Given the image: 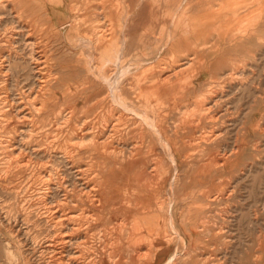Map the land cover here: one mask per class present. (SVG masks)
Segmentation results:
<instances>
[{"label":"bare ground","instance_id":"1","mask_svg":"<svg viewBox=\"0 0 264 264\" xmlns=\"http://www.w3.org/2000/svg\"><path fill=\"white\" fill-rule=\"evenodd\" d=\"M95 1L78 0L61 16L60 0H0V129L9 137L1 140L9 161L0 168V184L8 182L10 198H36L32 207L45 225L38 263L189 264L186 255L202 249L209 252L197 264H235L237 246V264H264V237L236 240L234 230L215 223L210 207L229 196L208 191L206 206L185 210L186 198L177 194L213 184L237 166L242 145L226 143L223 155L211 153L230 127L250 116L230 117L238 106L229 95L246 91L240 78L249 73L245 59L224 55L251 39V29L263 30V12L245 21L238 16L250 0L232 6L228 0H166L159 16L162 0H130L131 9L108 10L100 27L89 24ZM32 15L69 33L73 58L65 79L50 68V36L35 35L36 22L27 20ZM252 95L251 111L263 107L264 93ZM220 124L226 126L212 134ZM205 152L210 155L201 161ZM180 249L187 254L180 256Z\"/></svg>","mask_w":264,"mask_h":264},{"label":"rangeland","instance_id":"2","mask_svg":"<svg viewBox=\"0 0 264 264\" xmlns=\"http://www.w3.org/2000/svg\"><path fill=\"white\" fill-rule=\"evenodd\" d=\"M81 1H84V0H81ZM111 1H113V2H111ZM115 1L116 0H105V1L97 0V1H95V6L97 8L95 6H92L91 9H89V13H92L94 11V13L89 15V18H90L89 24L92 25V23L95 22L94 25L98 24L100 27H102L105 25L103 23L108 18L110 10H115V11H118L119 13H122V12H125L127 9L129 10V8L131 9L130 0H129V3H125V2H128L126 0L125 1L124 0H117L118 2L117 1L116 2L119 3L118 4L119 7L116 5L117 3ZM120 1H121V3H120ZM159 1H161V0H159ZM240 1L241 0H228L227 4H230L232 6L236 2L238 3ZM97 2H98V4H96ZM102 2H103V4H102ZM201 2H202V0H201ZM249 2H250L249 4L247 3L248 7L241 10L240 11L241 13L239 14L238 17L241 20L251 21L250 18L251 17L253 18V16H255V14H257L258 12L261 11V12H263V21H264V0H262V6L260 4V5H257L258 7L256 6L257 0H250ZM112 3H114V4H112ZM161 3H160L161 8L159 7L160 11H159V9L157 10L158 14L160 13L159 16H162L161 14L162 13L164 14L166 12V9H165V11L163 10L165 7L164 3H166V0H162ZM202 3H205V1H203ZM216 3H218V1ZM75 4H78V0H72V2H71V0H60L61 7H58L60 15L61 16L67 15L68 14V7L70 5L73 6ZM104 5L106 6L105 9H104ZM157 5L158 4L155 3L154 7ZM102 6H103V8H101ZM203 6H204V8L208 7L206 4ZM259 6H261V7H259ZM87 7L90 8L89 6H87ZM117 7H118V9L116 10L115 8H117ZM100 8H101V10H100ZM255 8L257 9V11ZM98 11H100V12H98ZM107 11H108V13H107ZM96 12H98V13H96ZM95 13L96 14L101 13V14H100V16H97ZM252 14H254V15H252ZM164 17H166V16H164ZM164 19H166V18H164ZM27 20L29 22H31V20H32L34 24L36 22V24L34 25L36 30H38V32L35 33L36 36H38V35H39L38 37H40V35L44 36V37L50 36V38L48 39V45L46 48L47 53H48V60H49V62H51L50 68H52V69L54 68L53 71H55V72L57 71V73L60 72V74L56 77L61 76L63 79H65L64 76L62 75V72L66 69V67L68 65L66 62L73 58L72 52H71L70 41L66 38V35L67 34L69 35V33L67 32V34H66L65 31H60L59 28H56L53 25V23L47 24L44 19H41V18L39 19L38 16L32 15V16L28 17ZM153 22L155 23V20ZM237 24H238L237 20H234L230 23L229 27L231 25L235 26ZM251 25H252V23L250 24V27H251ZM152 26L153 25H151V27ZM43 28H45V29H43ZM55 28H56V30H55ZM160 28H161L160 25L154 27L151 35L154 37L155 36L157 37V34H158ZM219 28L222 30L221 27H219ZM253 29H251V36H252L251 39L247 40L245 43L240 44L241 46H239V47H237V45L233 46V48L231 50H229V52L226 55H224L225 58L232 56V57H236L238 59H240V58L245 59L246 63H247V67H246L245 71L247 73H249L248 75L246 74L244 76L245 78L244 77L240 78V80H241L240 82H243L244 86H246V84L248 82L246 91L245 92L243 91L242 94H239V95H229L230 100L234 101L233 104L238 106L237 112L234 113L235 109L232 110L233 114L230 117H231V119H233V118L236 119L237 116L242 115L244 113L245 114L248 113L250 116L246 119V121H247L246 124H239L236 127H234V126L230 127L229 134L223 138V139H226V141L222 142V146H220L217 151L214 150L211 153L213 155H223V151H221V150H222V147L224 145H226V143H228L227 145H229L230 148L231 147L234 148L231 145L235 146V144H236V145H242L245 149L239 158L233 159L235 161V163H237V166L229 174L216 175L215 181L213 182V184H210V183H202L201 185L195 184L197 187L195 185H191V186L187 187L186 190L181 189V192H179V190H178V193H177L178 196H180L182 198H186V200H185V206L186 207L184 208L185 210H188V208L191 205L197 206V207L206 206L204 200H205V196L207 195L208 191H213V193L222 192L224 196L226 195L225 197L229 196V199L221 200L219 203L220 205L218 204L215 206H211L210 209L213 211V213H215V223L218 224V226L220 224H224V225L230 227L232 230H234L233 234H235L236 240L238 237H240V235L242 236V238L248 239V240L256 239L258 237H264V225H263L264 222H262V221H264V209H262V208H264V203H263V200H264V191H263L264 190V165H263L264 164V106L263 107L261 106L260 108H257L256 110L251 111V109L255 108V105H253L254 103L252 102V99L254 98V96L252 94H254L256 92L257 94L263 96V93H264V27H263V30H260L258 33L254 32ZM53 30H54V33L52 32ZM217 30H216V34L218 33ZM55 31H57V32H55ZM149 33L150 32H147L146 34H149ZM261 37H263V39H261ZM52 38L54 41L52 40ZM142 48L145 49L141 45L139 47L141 52L143 50ZM230 54H231V56H230ZM74 64L75 63H73V65ZM68 66H71V65L69 64ZM254 66L257 67V69ZM252 68H255V69H252ZM254 75H256V76H254ZM259 75H261V79L260 80L258 79L259 81L256 80L257 78L254 79V77H257ZM65 77H69V74H66ZM206 78L207 77L205 76V78L203 77L200 81L204 82L206 80ZM252 78H253V80H252ZM250 83H252V84L249 85ZM215 89H214V91H216V94L219 95V93L221 92L220 87H217ZM219 90H220V92H219ZM3 91H4L3 89H0V92H3ZM239 98H241V101L238 100ZM171 114H172L171 115V118H172L171 121H174V118L176 119V116H174L173 113H171ZM227 119H230V118H227ZM236 120H238V118ZM15 122L16 121H13L11 123H14L17 126V123L19 121L17 123H15ZM238 122H239V120H238ZM225 124L228 125L227 123H225ZM225 124H223V125L220 124V125L216 126L217 128H214L215 130L214 129L212 130V134H213V132L217 133L218 130H220L221 128H224V126H226ZM256 124H257V126H256ZM202 126L209 128L208 126H211V125H209L207 122H205L202 124ZM240 127H242V128L240 129ZM0 133H1L0 143H1L2 139H3L2 141H6L7 139H9V137H8L7 133H5L4 129H0ZM2 134H3V136H2ZM5 136L7 137V139H5L6 138ZM4 146H6V145L5 144L2 145V143L0 144V163H2V164H0L1 165L0 168H2L4 166L5 162L7 163L9 161L8 150H6V148ZM206 147H208V146L204 145V148L203 147L202 148L205 149ZM209 147H211V146H209ZM202 148L200 147L199 152H201V150H203ZM219 149H220V151H219ZM199 152L195 153V155L197 157L201 155V153H199ZM216 152H217V154H215ZM203 154H204L203 158H200L201 161L207 159L208 155H210L208 152H205ZM229 154H230V152L227 151L226 156H228ZM186 155H192V154H190V152H188V154H186ZM16 178H18V176L15 177V179ZM209 184H210V186H209ZM4 185H8V182H2V185L0 184V190H1L0 191V199L2 200V201L0 200V202H1L0 203V264H8V263L9 264H17V263L18 264H36L40 261H39L38 256L35 257V252L39 248L40 243H42V238H43L42 235L39 236V233H41L45 229L44 223L42 224V222H41L42 220L40 219L41 217H40L39 211L36 212L35 210H33L36 207H34V208L32 207V205L36 203V198H34V197L29 198L24 193H20L17 197L10 198L6 193V188L4 189ZM1 186H3V187H1ZM233 187H235V189ZM196 189H197V191H196ZM258 190H260V191H258ZM248 191H250L251 194ZM229 193H231V194L229 195ZM232 193H234L235 195ZM20 198H22V199H20ZM196 198L199 199L198 202H194V199H196ZM188 199H190V200H188ZM227 202H229L228 205H227ZM26 204H28V205L26 206ZM245 210H247V211L245 212ZM239 214L241 216H239ZM22 216H23V218H22ZM12 217H14V218H12ZM15 217H17V218H15ZM26 217L28 218V221L25 220ZM223 217L225 220L223 219ZM14 220L16 222H14ZM21 220H22V222H21ZM33 220H35V221H33ZM38 222L41 224V226ZM261 224L263 225V227L261 226ZM22 225H24L25 228ZM27 227L29 228L28 229V231H29L28 241L25 240V235H24V232L26 231ZM254 227H255V229L253 230L252 228H254ZM238 231H240V232H238ZM14 233H15V235H14ZM37 239H38V241H37ZM12 241L15 243H13ZM21 244H24V245H21ZM17 245L18 246L20 245V246L18 247ZM29 247H30V249H29ZM173 247H174V245H172V248ZM20 248H21V250H20ZM233 249L234 250H232L233 254L231 255V257H233L234 263L237 264L239 262V258H240L239 251H238L239 247L237 248V246H234ZM184 252L187 254V251L185 249H183V250L180 249V251H179L180 256L181 255L183 256L185 254ZM202 252L203 251L201 249L200 251L193 252L190 255L187 254L186 257L185 256L184 257L187 258L186 261L189 264H197L199 261H201L202 258L207 257L205 255L203 256V254H206L207 252H209V250H206L203 253ZM235 252H238V253H235ZM12 254H13V257H12ZM196 255H198L197 260L195 258ZM23 261H24V263H23Z\"/></svg>","mask_w":264,"mask_h":264}]
</instances>
